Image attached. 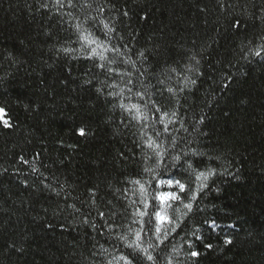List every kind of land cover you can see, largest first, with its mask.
I'll return each mask as SVG.
<instances>
[{"label":"trees","instance_id":"obj_1","mask_svg":"<svg viewBox=\"0 0 264 264\" xmlns=\"http://www.w3.org/2000/svg\"><path fill=\"white\" fill-rule=\"evenodd\" d=\"M62 3L59 8L55 0H0V264H126L121 257L137 264L127 244L140 228L141 247L154 259L136 250L143 257L139 264H264V61L243 58L249 47L264 42V0H222L223 6L217 0ZM236 19L247 29H234ZM77 24L100 41L107 24L113 29L110 46L124 55L109 51L101 52L103 61L86 59ZM114 58L117 73H133V93L147 88L161 111L176 113L166 118L175 120L164 134L174 138L175 148L164 141V163L177 155L178 164L187 160L185 167H191L177 178L196 199L160 205L180 225L167 239L171 225L153 216L148 231L147 216L134 215L123 198L152 211L130 181L151 178L143 169L155 167L147 139L156 137L152 127L140 128L119 107L142 103L138 97L127 91L109 95L127 81L98 67ZM123 59L135 66L121 64ZM155 127L163 131V125ZM208 168L216 175L196 180ZM188 202L191 211L184 208ZM205 219L221 227L209 230ZM197 237H203L198 246ZM209 243L212 248L204 247Z\"/></svg>","mask_w":264,"mask_h":264},{"label":"snow or ice","instance_id":"obj_2","mask_svg":"<svg viewBox=\"0 0 264 264\" xmlns=\"http://www.w3.org/2000/svg\"><path fill=\"white\" fill-rule=\"evenodd\" d=\"M218 3H221L222 5V0H217ZM55 4L59 6V8H63L64 4L62 3V0H55ZM43 7H47V5H42ZM68 6L72 7L73 5V0H68ZM59 10V9H58ZM264 11V9H262ZM69 15H71L69 13ZM124 15H127V12L124 13ZM95 19V18H92ZM262 21H264V16L260 17ZM77 32H78V39L82 40L84 42V45L82 47L84 48L85 51H88V56L85 57L86 59H91L96 56L99 57L100 60H105L106 57L101 54V52H113L116 54V57L123 56L124 53L120 51L118 47H111L110 46V33L113 31V29L109 28L107 24L104 25V29L107 31L104 33L105 35V40L100 41L98 37H93V34L91 32H86L85 30L82 29L80 24L75 25ZM232 27L239 31L240 29H247L248 25L246 23H243L241 20L236 19ZM120 39H123V37H120ZM262 41H264V37L261 38ZM94 46V47H93ZM244 46L242 45V51H243ZM97 49H100L101 51H97ZM65 53L72 52L73 49L71 48H65L63 49ZM141 57L144 56V54L141 52L139 53ZM253 56V57H259L262 61H264V42H261L257 44L255 47H249L247 53L244 55V59H247L248 56ZM147 58L144 57V60L141 61V64L144 63V61ZM193 60H195V55L192 57ZM115 62V58L113 60H108L107 64L101 63L99 64V68L101 69H106L107 74L111 76H118L120 78L127 77V81L125 83L124 88H120L119 91H112L109 92L110 96H123V93L127 91L128 93L138 97L142 103H130V104H124L120 103L119 107L127 112L128 116L130 117L131 121L137 122L138 126L142 129H147L148 127H152L154 135L156 139H153L152 137H149L147 139L148 147L153 149V155L156 158L155 162V167L151 166H145L143 171L145 173H149L151 178L148 180H145L143 183H141V180L136 179L130 181L133 185H139V198H140V203L144 206V208L151 207L152 211L147 212V211H141L139 208H136L135 201L130 200L128 196H124L123 198L128 202L129 206L132 208H135V213L134 215H138L140 217H145L147 216V230L151 231L152 227L154 225V220L153 216L155 217V220L159 221L160 225H171L170 228H168L164 235L165 239H167V234L168 232L175 231L176 228L180 227L179 224H174L171 220L170 217L162 215L161 212L158 210L161 204L166 205L167 207H172L173 204L176 203H183L184 199H188L189 201H194L196 197L194 195H191L192 189L187 186L185 183L181 182V179H178V176H182L185 173L188 172V168L191 167V165H188V167H185L187 164V160L183 161V163H177V161H181V156H172L171 157V162L170 163H164L165 157L168 156V147L164 146V141H169V146L171 148H175V140L174 138L171 137H166L164 134L169 133V125L170 124H175V120L173 119H166L168 117H175L176 113L171 112L169 113L168 111H161V108L157 106L156 102L154 100H151V93L147 92V88L145 91H137L135 93L132 92L133 87L136 86L134 83L132 76V72H123V73H117L115 69L111 68V64ZM121 64H132L133 67L135 66V61H132L130 59H123L120 61ZM199 63V61H197ZM139 76L143 77L144 72H139ZM158 83H163V81L158 80ZM85 83H91V81L86 80ZM194 84L195 81H192ZM141 87H145L143 85V82L140 81ZM108 87H115L114 85L109 84ZM147 87H151L150 85ZM96 91L99 93L101 92L100 88H97ZM169 93H174V90L172 88H168ZM147 97V98H146ZM131 99V96L129 97ZM115 107V105H114ZM4 109L0 108V112H3ZM149 111L151 112V116H149ZM151 119L152 123L149 124V120ZM5 125L11 127V125H8L7 121H4ZM156 124H161L163 125V131L161 132L160 130L156 129L155 125ZM79 135L81 137L85 136V130L84 128L79 129ZM161 142H157V141ZM193 155H202L200 153H193ZM23 160V157L20 158ZM25 164L28 163L27 160H23ZM198 164L203 165L204 161H197ZM35 171V169H33ZM193 172L195 173L196 170L193 169ZM216 172L215 170L208 168L206 171H199L198 174H196V180H207L211 176H215ZM153 182H155L156 185L159 187H152ZM46 188H50V186L45 185ZM152 187V191L155 193L151 201L147 200V192L148 188ZM167 187L169 189H176V190H166V191H161V188ZM54 190V189H50ZM132 191L133 195H136L137 193L134 190L130 189H124L125 193H128ZM59 194V193H58ZM181 194H184L183 196ZM184 208L188 211H191L193 209V203L188 202L184 203ZM197 211L199 209L197 208ZM101 217L104 216L103 212L98 213ZM143 223V221H141ZM204 225L207 226L209 230H215L217 228H220L221 225L218 223L216 219H205L202 222ZM105 224H107V221H105ZM95 227V225H93ZM225 227L229 228H234L235 225H225ZM145 232V228H140L138 230H134L133 235L135 239L133 240L132 243L127 244V247L129 249H132V253L130 255H133V258L137 260V264H139V261L143 259V257H137L135 256L136 250L143 251L146 254V259L148 261H152L154 258L151 255H147V249H143L141 247V238L142 235ZM155 232L160 233L161 232V227L156 226L155 227ZM195 235V233H193ZM118 240H124L127 241L128 237L127 236H118ZM203 240V237H197L196 238V245L198 246ZM232 240L230 238L225 239L226 244H232ZM161 244L164 243L163 240L160 241ZM149 247H153V245H149ZM206 248H212V244H206L204 245ZM200 253L198 251H192L191 256H199ZM121 259L126 261V264H133V259H129L128 257H121Z\"/></svg>","mask_w":264,"mask_h":264},{"label":"rangeland","instance_id":"obj_3","mask_svg":"<svg viewBox=\"0 0 264 264\" xmlns=\"http://www.w3.org/2000/svg\"><path fill=\"white\" fill-rule=\"evenodd\" d=\"M0 118L1 119H4V111L3 112H0ZM166 189H165V191L166 190H174V189H169V188H167V187H165ZM162 205H164V204H162ZM162 215H165V214H163V213H161Z\"/></svg>","mask_w":264,"mask_h":264}]
</instances>
